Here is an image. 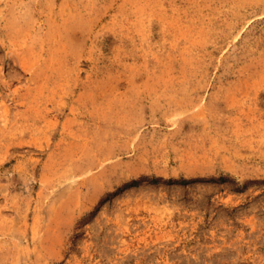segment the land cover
<instances>
[{"label":"rangeland","instance_id":"374dc122","mask_svg":"<svg viewBox=\"0 0 264 264\" xmlns=\"http://www.w3.org/2000/svg\"><path fill=\"white\" fill-rule=\"evenodd\" d=\"M0 264H264V0H0Z\"/></svg>","mask_w":264,"mask_h":264}]
</instances>
